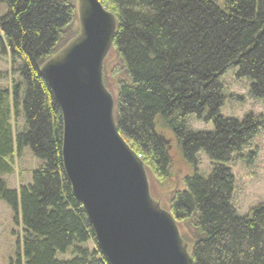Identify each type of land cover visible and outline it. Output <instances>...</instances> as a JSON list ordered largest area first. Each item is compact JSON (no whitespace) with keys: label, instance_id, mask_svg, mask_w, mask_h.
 <instances>
[{"label":"trees","instance_id":"16d2710c","mask_svg":"<svg viewBox=\"0 0 264 264\" xmlns=\"http://www.w3.org/2000/svg\"><path fill=\"white\" fill-rule=\"evenodd\" d=\"M100 2L118 20L115 116L122 137L157 179L170 166L157 126L174 134L185 159L194 163L203 151L212 164L207 177H184L185 188L169 203L194 240L193 264H264V204L236 212L229 165L264 128V116L220 113V78L229 71L250 81L251 97L264 99V0H225L223 8L216 0ZM1 6L0 49L19 79L0 87V201L21 230L10 264H109L65 176L61 112L39 75L40 64L77 32L74 0H0ZM189 114L211 122L212 131L190 130ZM25 146L41 164L30 184L10 189L1 175L13 171Z\"/></svg>","mask_w":264,"mask_h":264},{"label":"water","instance_id":"95a60500","mask_svg":"<svg viewBox=\"0 0 264 264\" xmlns=\"http://www.w3.org/2000/svg\"><path fill=\"white\" fill-rule=\"evenodd\" d=\"M74 7L77 33L39 66L61 112L72 193L109 264H193L194 240L118 130L117 90L106 69L118 20L100 0H74Z\"/></svg>","mask_w":264,"mask_h":264},{"label":"rangeland","instance_id":"374dc122","mask_svg":"<svg viewBox=\"0 0 264 264\" xmlns=\"http://www.w3.org/2000/svg\"><path fill=\"white\" fill-rule=\"evenodd\" d=\"M225 0H216L218 6L223 8ZM6 11L4 6L0 7V14ZM78 28L77 18L72 24V28ZM78 31V29H77ZM77 33V32H76ZM63 46V45H62ZM115 54L107 62V75L110 82L115 85L117 90V78L115 67L119 62L114 60ZM115 62V63H114ZM18 62L16 61V64ZM13 62L8 53H3L0 49V72L3 77L0 79V87H10L13 80L17 82L18 76L13 72ZM220 81L225 83V101L220 108V113L225 116H232L238 119L243 118L248 113L264 116V99H257L249 95L250 81L245 78L236 80L233 78V71L226 72L221 76ZM23 118L18 117L16 129H21ZM187 125L193 131H212L211 122L198 120L194 114L187 116ZM159 135L169 141L166 145L170 156L169 174L161 179H157L152 172V183L159 193L164 195V203L170 205L172 193L175 190L185 188L184 177L195 173L207 177L212 169V164L203 151L196 155V162L192 163L182 155L181 148L174 136L168 129L157 126ZM18 162L14 164L11 173L2 174V178L7 182L8 188H13L32 182V171L41 164L31 152L30 147L25 146L19 156ZM34 158V161H33ZM234 178L231 204L239 215H244L253 206L264 204V128L259 130L250 144L238 152L232 162H229ZM151 170V169H150ZM18 186V187H19ZM182 224V222H180ZM184 227V225L182 224ZM185 228V227H184ZM20 228L15 224L11 208L0 201V264H10L15 259L17 251V238L20 235ZM91 246V242L87 243ZM68 254H57L58 259H68Z\"/></svg>","mask_w":264,"mask_h":264},{"label":"bare ground","instance_id":"6f19581e","mask_svg":"<svg viewBox=\"0 0 264 264\" xmlns=\"http://www.w3.org/2000/svg\"><path fill=\"white\" fill-rule=\"evenodd\" d=\"M18 159H20L19 156H18V157H15V159H14V164H15L16 162H18ZM29 184H30V183H29Z\"/></svg>","mask_w":264,"mask_h":264},{"label":"crops","instance_id":"0c3cea01","mask_svg":"<svg viewBox=\"0 0 264 264\" xmlns=\"http://www.w3.org/2000/svg\"><path fill=\"white\" fill-rule=\"evenodd\" d=\"M33 161H34V158H33ZM5 180V179H4ZM26 184H29V183H26ZM26 184H21V185H26ZM18 186H19V184H18ZM18 186H16V187H13L14 189H17L18 188Z\"/></svg>","mask_w":264,"mask_h":264}]
</instances>
